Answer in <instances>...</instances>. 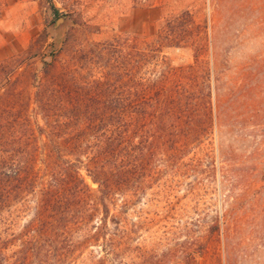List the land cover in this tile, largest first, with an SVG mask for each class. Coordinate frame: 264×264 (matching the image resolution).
Returning a JSON list of instances; mask_svg holds the SVG:
<instances>
[{
	"label": "rangeland",
	"instance_id": "374dc122",
	"mask_svg": "<svg viewBox=\"0 0 264 264\" xmlns=\"http://www.w3.org/2000/svg\"><path fill=\"white\" fill-rule=\"evenodd\" d=\"M165 34L174 40L159 41ZM156 42L173 79L167 91L209 76L212 105L228 99L241 118L220 121L175 149H146L144 169L130 163L128 203L118 208L124 260L225 264L224 232L235 225L241 263L264 264V0H0V66L15 69L10 83L21 101L47 78L101 81L90 53L106 44L114 46L117 76L129 70L144 91L151 77L148 49ZM44 62L52 63L46 76ZM188 67L194 82L181 77ZM119 78L110 97H128ZM121 201L117 197V205Z\"/></svg>",
	"mask_w": 264,
	"mask_h": 264
},
{
	"label": "trees",
	"instance_id": "16d2710c",
	"mask_svg": "<svg viewBox=\"0 0 264 264\" xmlns=\"http://www.w3.org/2000/svg\"><path fill=\"white\" fill-rule=\"evenodd\" d=\"M157 42L148 49L151 77L144 91L129 70L117 76L112 44L90 53L102 70L101 81L47 78L25 101L10 83L15 69L0 66V264H127L118 208L128 203L130 163L144 169L150 147L175 149L220 121L238 123L241 117L228 99L212 105L209 76L195 86L169 85L167 91L164 85L173 79L163 70L166 60L157 55L162 43ZM51 66L43 63L45 76ZM192 69L181 77L196 81ZM117 77L128 97H110ZM227 169L236 168L228 164ZM224 234L225 264H242L245 256L235 242L240 227Z\"/></svg>",
	"mask_w": 264,
	"mask_h": 264
},
{
	"label": "water",
	"instance_id": "95a60500",
	"mask_svg": "<svg viewBox=\"0 0 264 264\" xmlns=\"http://www.w3.org/2000/svg\"><path fill=\"white\" fill-rule=\"evenodd\" d=\"M64 22V18H61L59 21H58V24H63Z\"/></svg>",
	"mask_w": 264,
	"mask_h": 264
}]
</instances>
